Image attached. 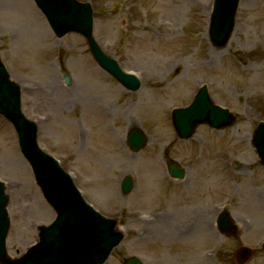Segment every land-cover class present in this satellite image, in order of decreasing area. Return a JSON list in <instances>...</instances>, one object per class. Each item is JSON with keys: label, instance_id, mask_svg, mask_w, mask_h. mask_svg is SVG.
I'll use <instances>...</instances> for the list:
<instances>
[{"label": "rangeland", "instance_id": "obj_1", "mask_svg": "<svg viewBox=\"0 0 264 264\" xmlns=\"http://www.w3.org/2000/svg\"><path fill=\"white\" fill-rule=\"evenodd\" d=\"M28 1L25 18L14 12V0H0L1 61L20 85L21 109L36 122L41 149L69 172L87 203L119 219L125 236L105 264H122L128 256L143 264H236L239 245L255 250L247 264H264V167L250 146L254 128L264 121V0H240L234 31L220 50L207 36L213 0H78L91 4L93 36L103 52L141 81L133 93L97 68L81 37L56 40ZM32 31L39 44L27 41ZM174 66L179 71L172 72ZM63 73L70 75V87ZM175 76L182 77L184 89L173 88L181 97L164 109L170 134L162 138L155 120L142 116L140 101L147 102L150 90L167 87ZM202 85L216 105L235 114L236 123L219 131L201 125L181 141L171 110L189 105ZM85 96L106 106L84 112ZM105 111L114 141L98 146L91 118ZM132 127L148 137L137 154L124 145ZM168 158L185 168L184 181L167 177ZM232 163L239 167L232 169ZM126 174L134 188L124 198L119 182ZM0 179L9 197L7 247L16 255L36 241L35 226L50 223L54 213L1 117ZM256 198L263 205L253 204ZM224 205L238 223L236 239L215 231Z\"/></svg>", "mask_w": 264, "mask_h": 264}, {"label": "water", "instance_id": "obj_2", "mask_svg": "<svg viewBox=\"0 0 264 264\" xmlns=\"http://www.w3.org/2000/svg\"><path fill=\"white\" fill-rule=\"evenodd\" d=\"M239 0H214L209 20V41L218 49L225 46L234 27V16ZM47 19L54 34L60 38L68 32L83 36L97 64L129 91H136L140 82L126 75L117 64L106 57L92 38L91 9L88 4L75 0H34ZM69 84V78L65 76ZM0 114L14 127L22 155L29 163L35 182L46 201L56 212V220L49 227H40L39 242L21 259L8 262L3 259V244L7 229L4 207L7 199L0 184V262L2 264H102L110 251L119 244L123 235L116 230V220H107L94 212L82 200L72 180L49 156L43 154L36 144V128L27 121L19 109V89L10 82L0 62ZM172 122L181 138H189L199 124L206 123L214 129L230 126L234 119L227 110L214 106L203 86L193 103L186 109L174 110ZM146 142L138 130H133L127 144L137 152ZM252 145L264 165V124L255 131ZM171 177L182 178L183 172L173 162L168 163ZM123 194L130 191L129 178L122 182ZM220 230H230L227 214H222ZM250 252L246 248L237 251L240 264L247 261ZM124 264H141L136 258Z\"/></svg>", "mask_w": 264, "mask_h": 264}, {"label": "bare ground", "instance_id": "obj_3", "mask_svg": "<svg viewBox=\"0 0 264 264\" xmlns=\"http://www.w3.org/2000/svg\"><path fill=\"white\" fill-rule=\"evenodd\" d=\"M14 6L13 9L16 8V10L14 12H18L20 16H24L26 18V15L28 16L29 14V5H28V0H14ZM18 3V4H17ZM33 27L34 30V25H31ZM29 32H30V27L28 28ZM148 34V33H146ZM28 39L27 41H30V44H39L38 40H40V37L34 33V31L31 32V34H27ZM212 56V55H211ZM173 71L172 72H177L179 71L177 66L172 67ZM171 68V69H172ZM169 78V77H168ZM184 85V81L182 80L181 76H175L174 78H172L169 81V85L167 87H157V88H153V90H150L151 93L150 95L147 94L145 96L146 101L147 102H142L140 101V106L142 107L141 109V114L145 119H148V117H150V120H155L152 122V124L155 126V128H157V131H159L160 135L162 136V138H164L165 136L167 137L170 133L169 130L166 126L165 123V116H164V109L167 105H169L170 102H172L175 99H179L181 97V95H177L175 94L173 88H176V90L178 89V87H181V89L184 87L182 86ZM177 90V91H181ZM176 91V92H177ZM85 104H84V109L83 111H98L101 109V107L106 106L104 103H98L97 100H95V98L93 97H87L85 96ZM106 111L103 112V114L101 113L100 115L97 116H93L91 118V124L92 125V130L94 131L95 137L97 138V142L96 144L98 146H103V145H108V141H114L111 134L109 132H107V123H108V115L106 114ZM99 118V119H98ZM93 119V120H92ZM48 120V119H47ZM48 122V121H46ZM72 135V133H70ZM91 158H93L94 153H90ZM18 162L20 163V165L23 167V164L18 160ZM31 188L29 187V190ZM141 193L145 194L146 191L144 190V188H142ZM146 197H148L146 195ZM259 197V196H258ZM262 201L260 198H256L253 201V204L255 205H263ZM238 225V223H237ZM172 228H168L167 230L169 231Z\"/></svg>", "mask_w": 264, "mask_h": 264}]
</instances>
